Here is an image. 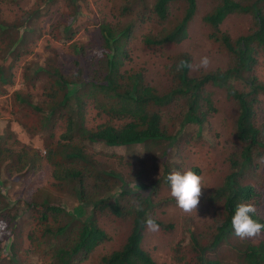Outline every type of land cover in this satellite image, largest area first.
I'll return each mask as SVG.
<instances>
[{
    "label": "trees",
    "instance_id": "trees-1",
    "mask_svg": "<svg viewBox=\"0 0 264 264\" xmlns=\"http://www.w3.org/2000/svg\"><path fill=\"white\" fill-rule=\"evenodd\" d=\"M61 1L71 12L79 5H90L88 0ZM123 1L124 13L135 12V18L121 25L101 21L91 31L85 46L70 43L73 49L69 57L56 53L47 58L46 68L31 69L35 74L25 81L42 80L33 92L28 89L14 93V110L22 104L32 109L28 116L20 108L19 126L30 138L47 137L40 143L46 150L44 154L40 147L23 143L13 131V122L7 117L12 118V113L0 115V122L5 123L0 136V174L11 177L29 169L37 176L33 195L37 192L45 195L48 187L77 189L79 202L85 208L90 207L87 218L81 219L75 217L83 212L81 205L83 209L79 212L70 213L59 202L34 203L31 210L35 217L27 235L28 245L23 247V233H19L16 221L21 211L7 206L0 190V264H34L31 254L35 252H39L42 264H80L110 240L94 219L100 214L128 220L131 226L122 243L102 255L97 264H159L145 247L147 228L142 222L151 218L160 230L171 233L173 225L150 215L155 205L145 192L147 186L134 189L129 184L122 187L118 183L120 190L115 193L117 181L99 174L106 167L93 153H88L86 143L136 146L151 141L154 150L159 140L171 143L176 137L166 130V119L174 109L184 113L180 126L192 123L201 129L214 114L229 107V103L238 113L232 139L240 148L238 157L233 155L230 160L231 169L223 183L215 189L212 200L209 199L213 206L217 200L220 208L211 215L208 229L191 231L184 246L177 243L172 260L174 264H264V242L240 239L231 226L239 203L253 204L256 208L253 219L264 224V218L258 213L260 193L248 177L256 167L252 153L264 154V118L260 115L264 111V0ZM6 2L0 0V3ZM132 2L136 3L135 8L131 7ZM12 4H17V0L7 5ZM25 13L27 18L19 27L17 44L23 33L25 42L36 34L37 39L46 34L43 26L32 23L36 8ZM235 15H245L248 20L240 19L235 28L229 19ZM72 20L73 15H69L62 29L67 41L71 38L68 32ZM12 28L0 20V41ZM188 41L212 47L222 55L218 60L220 65L200 71L197 76H192L187 67L177 72L179 61L192 63L189 54L180 52L168 58V65L154 67L159 64L156 56L164 49L179 47ZM11 48L2 52L0 46V97L5 96V87L15 82L13 70L17 67L5 64ZM148 51L150 56L146 55ZM158 75H165L168 83L161 91L154 85V78L148 79ZM45 165L50 181L39 185ZM174 166L172 163L163 166L161 180L168 186L166 178ZM191 170L199 174L197 168ZM110 173L124 178L121 172L110 170ZM133 175L137 183L146 180L144 172H133ZM129 178L132 180L131 174ZM101 191L104 197L95 198ZM138 204L143 206L142 211L136 210ZM76 224L77 228L72 226ZM74 230L78 233L74 234ZM7 242L8 254L4 256ZM226 243H232L236 253L227 259L222 246Z\"/></svg>",
    "mask_w": 264,
    "mask_h": 264
},
{
    "label": "rangeland",
    "instance_id": "rangeland-1",
    "mask_svg": "<svg viewBox=\"0 0 264 264\" xmlns=\"http://www.w3.org/2000/svg\"><path fill=\"white\" fill-rule=\"evenodd\" d=\"M15 0H7V2L0 3L2 12L0 13V20L12 25V29L8 31V35L2 38L0 46L2 52H7L5 58V64L14 65L17 68L13 70L14 84H10L5 87V96L0 97V115H6L7 112L12 113V118L7 116L13 123L12 129L19 134L21 141L25 144L34 145L40 147L42 153L46 150L40 145L47 138L33 139L30 138L21 128V125L17 119L23 112L30 115L32 109L26 107L24 104L16 110L13 108L14 93L18 90L22 91H34V89L41 84L40 81L31 80L25 81V78L35 74L31 69L46 68L47 58L49 56L54 57L57 53L67 54L69 57L72 54V43L80 46H85L89 43V36L91 31L101 21H111L119 25L129 23V21L136 17L135 12L124 13L123 6L125 2L123 0H88L90 5H79L76 11L71 12L68 5L63 1L58 0H17V4L7 5ZM136 3H131V7L135 8ZM36 8V17L33 16L32 23L36 27L43 26L46 34L37 39V34L33 39L25 42V34L17 44L16 40L19 35V27L21 23L25 21L27 15L25 11L33 10ZM69 15H73L71 30L68 34L71 36L67 41L64 38L65 19ZM245 15H235L229 18L235 27V23L240 19L247 21ZM236 28V27H235ZM206 36V34H202ZM235 36V35H234ZM11 40L14 42L11 43ZM72 42V43H71ZM71 43V44H70ZM8 48H6V45ZM14 44V45H13ZM31 50V53L27 51ZM57 51V52H55ZM185 52L192 58L193 68L190 69L192 76H197L200 71H208L218 64L219 58L222 55H218L216 51L209 45L204 43H196L194 41H188L179 45V47H171L164 49L162 54H158L157 60L159 64L154 66L159 69L160 65L167 64L168 58L171 55ZM92 54V52H91ZM93 55V54H92ZM147 56H150L149 51L146 52ZM207 56L209 58V65L206 68L198 67L200 59ZM4 64V63H3ZM4 64V66H5ZM150 64H153L150 62ZM154 78V85L158 86V90H162L163 87H167L165 75L149 76L148 79ZM159 86L162 87L159 89ZM222 99L221 96H218ZM36 101L33 100V104ZM264 106V105H263ZM32 112V111H31ZM184 113L182 111L173 110V114L169 115L166 119V130L169 134L175 135L170 143L169 140H159V146L154 150L152 149L153 143L148 141L144 144L136 146H107L101 142L91 143L87 142L88 153H93L95 159L106 167V171H101L99 174L108 178H114L117 181L115 187V193H118L120 188L118 183L122 187H128V184L132 188H136L138 185L147 186L145 192L149 194L152 204L155 207L150 211L152 217L158 218L166 224L173 225V231L166 232L158 230L152 232L148 229L145 247H147L154 258L159 264H174L172 260L173 248L177 243L186 245L189 241V233L191 231L205 230L209 228L210 217L215 215V210L219 207L218 201H214L215 206L211 205L209 199L212 200V195L215 193V189L218 188L224 181L225 176L231 169L230 160L233 155L238 157L239 144L233 141L232 137L235 135L233 131V123L238 115L237 110L229 103V107L223 108L221 111L214 114L208 119V122L199 129L196 124H186L180 126V121ZM264 118V111L260 114ZM174 117V118H173ZM260 118V117H259ZM4 122H0V136L2 130H4ZM200 130V131H199ZM148 145V147L146 146ZM181 148L184 149L182 152ZM122 157V158H121ZM66 160V159H62ZM252 161L256 163L255 170L251 169L248 177L253 180V184L260 193V204L258 205V213L264 218V154L252 153ZM131 162L132 165L128 166L127 163ZM165 163H172L175 166L171 169L186 171L192 168L199 170L200 176L203 177L202 183V196L198 205L197 213L192 212L190 214L184 213L176 206V201L170 195V187L166 185L161 177L163 176V166ZM41 175L39 176L40 183H48L49 169L47 165L44 166ZM110 170L121 172L122 177H116ZM140 171L146 174V180L142 183H137L133 172ZM132 175L130 180L129 175ZM143 175V174H142ZM144 176V175H143ZM37 176L26 169L20 174H14L11 177L0 174V190L4 195V201L7 206L10 205L15 209H20L21 214L16 219L17 226L19 227V233L22 232L23 247L28 245V237L32 229V219L35 217L32 206L34 203H41V200H48L51 202H59L63 204V207L67 212L81 211L79 217L81 219L87 218L89 214V208L82 205L77 197V189L70 190L67 187L64 190L51 189L43 195L36 193L33 195L36 189L34 182ZM159 179V182H158ZM95 198L104 197V193L98 192ZM83 208H80L79 206ZM8 210L11 211V208ZM10 211H5L10 212ZM69 214V213H68ZM71 217V216H70ZM72 218V217H71ZM74 220V218H72ZM94 219L98 227L102 228L110 237L109 241L101 244L90 256L83 260L80 264H97L102 255L109 253L111 250L117 248L116 246L121 244L125 237L128 235L131 223L128 220H116L112 216L107 214L95 215ZM78 227L79 225H72ZM77 230H74V234H77ZM253 242H264V234L251 239ZM9 242L4 249V256L8 254ZM223 249L227 252L230 258L234 251L232 243H226ZM31 260L34 264L41 263L39 259V252L31 254ZM236 255V253H235ZM237 262V261H234ZM47 263V262H46ZM43 262V264H46Z\"/></svg>",
    "mask_w": 264,
    "mask_h": 264
},
{
    "label": "clouds",
    "instance_id": "clouds-1",
    "mask_svg": "<svg viewBox=\"0 0 264 264\" xmlns=\"http://www.w3.org/2000/svg\"><path fill=\"white\" fill-rule=\"evenodd\" d=\"M209 63L210 61L207 56L202 57L198 67L206 68ZM186 67L192 69L193 65L188 61L181 60L176 65V71H182ZM262 108H264V106ZM166 179L170 187V195L175 199L176 206L184 213H197L200 198L202 196L203 177L192 170L179 171L173 169ZM140 186L141 184L136 186V188ZM136 210L142 211L143 206L138 204ZM255 213L256 208L253 204H237L231 219V226L236 237L240 239H253L264 234V224L253 219ZM142 224L152 232L159 230L158 224L151 218H147Z\"/></svg>",
    "mask_w": 264,
    "mask_h": 264
}]
</instances>
